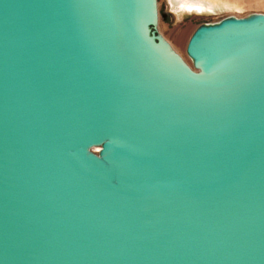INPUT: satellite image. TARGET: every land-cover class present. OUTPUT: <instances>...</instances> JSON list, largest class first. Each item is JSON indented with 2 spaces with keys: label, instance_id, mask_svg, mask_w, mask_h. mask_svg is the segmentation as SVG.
Here are the masks:
<instances>
[{
  "label": "water",
  "instance_id": "95a60500",
  "mask_svg": "<svg viewBox=\"0 0 264 264\" xmlns=\"http://www.w3.org/2000/svg\"><path fill=\"white\" fill-rule=\"evenodd\" d=\"M0 0V264H264V14Z\"/></svg>",
  "mask_w": 264,
  "mask_h": 264
},
{
  "label": "rangeland",
  "instance_id": "374dc122",
  "mask_svg": "<svg viewBox=\"0 0 264 264\" xmlns=\"http://www.w3.org/2000/svg\"><path fill=\"white\" fill-rule=\"evenodd\" d=\"M202 4L201 9L183 6L178 0H157L158 32L172 48L189 62L184 46L201 24L215 23L234 16L243 18L251 14H264V0H189ZM185 39L184 44L182 43Z\"/></svg>",
  "mask_w": 264,
  "mask_h": 264
},
{
  "label": "bare ground",
  "instance_id": "6f19581e",
  "mask_svg": "<svg viewBox=\"0 0 264 264\" xmlns=\"http://www.w3.org/2000/svg\"><path fill=\"white\" fill-rule=\"evenodd\" d=\"M183 6H189V7H192V8H194V9H201L202 8V4L200 3V2H196V1H189V0H178ZM194 32V31H193ZM192 35V34H191ZM190 35V36H191ZM190 38V37H189ZM185 39L186 38H184V40H183V44H184V42H185ZM189 40V39H188ZM188 42V41H187ZM186 45H187V43H186ZM184 46V50H185V48H186V46L185 45H183Z\"/></svg>",
  "mask_w": 264,
  "mask_h": 264
}]
</instances>
